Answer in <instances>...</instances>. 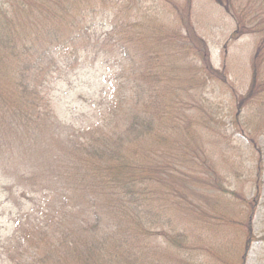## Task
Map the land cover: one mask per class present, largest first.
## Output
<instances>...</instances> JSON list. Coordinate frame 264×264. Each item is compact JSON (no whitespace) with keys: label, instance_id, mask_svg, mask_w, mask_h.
<instances>
[{"label":"trees","instance_id":"1","mask_svg":"<svg viewBox=\"0 0 264 264\" xmlns=\"http://www.w3.org/2000/svg\"><path fill=\"white\" fill-rule=\"evenodd\" d=\"M57 1L63 4V0L0 3V188L18 207L13 233L2 245V257L7 264H123L115 259L118 250L129 244L122 254L131 258L130 249L147 233V215L151 225H157L160 216L154 204L160 187H151L150 180L159 182L154 175L158 172L163 176L166 166L154 164L147 172L146 162L142 165L137 159L141 151H146L143 148L147 144L143 143L148 136L153 142L150 147L157 140L171 146L170 150L174 148L170 137L178 129L177 116L173 104L162 98L169 93L165 86L142 88L151 84L147 77L155 67L147 35L139 33L131 38L122 28L123 33L101 45L97 15H88L85 24L77 26L80 22L72 4L71 11L63 7L64 15L60 11L59 17L53 11L52 22L42 28L41 35L34 34L38 21L46 26L49 6ZM216 1L228 12L236 3ZM186 2L193 4V0ZM36 8L41 9L40 20ZM63 18L70 27L68 33L58 29ZM252 32L238 20L233 38ZM186 38L194 52L208 51L194 29L188 28ZM263 41L261 36L254 61ZM131 49H135L133 54ZM94 55L114 61L116 82L109 81L104 87L97 119L80 128L62 122L52 97L48 99L45 94L69 69L94 61ZM135 60L141 64L137 72L129 65ZM204 67L211 74H220L207 58ZM154 77L151 82L159 84V74ZM263 101V73L253 65L247 91L235 100L236 118L243 108L244 113L254 106L259 109ZM173 127L175 132L171 131ZM181 128L183 137L194 136L182 124ZM170 150L153 152V158H167ZM175 158L169 156V160ZM171 175L168 173L167 179ZM171 182L168 190L178 198L175 204L179 206L185 200L181 196L188 198L192 191L186 186L187 192L182 194L174 188L177 178H171ZM202 215L207 213L198 217L189 210L176 219L199 222ZM172 216L165 222L172 223ZM250 242L249 234L246 249ZM245 261L246 256L242 264Z\"/></svg>","mask_w":264,"mask_h":264},{"label":"rangeland","instance_id":"2","mask_svg":"<svg viewBox=\"0 0 264 264\" xmlns=\"http://www.w3.org/2000/svg\"><path fill=\"white\" fill-rule=\"evenodd\" d=\"M234 1L229 13L216 0H193L192 6L186 0H63V4L57 1L49 6L46 26L38 21L35 27L34 34L41 35L42 28L52 22L53 11L59 17L60 11L64 15V8L69 13L72 4L80 22L77 26H83L88 15H97L101 45L123 33L122 28L131 38L139 33L147 35L152 44L155 67L151 66L147 77L151 84L142 88L162 85L168 89L167 97L162 98L173 104L178 129L170 137L175 143L171 150L157 140L150 147V136L143 143L147 144L143 148L146 151H141L137 160L142 165L146 162L147 172L154 164L166 166L163 176L158 172L154 175L159 182L150 180L151 187H160L154 203L160 216L157 225H151L147 215V233L130 249L131 258L122 254L129 244L118 250L115 259L123 264H242L245 256L244 264H264V101L259 109L254 106L244 113L243 108L238 119L235 113L236 97L247 91L253 65L264 78V41L254 61L258 38L264 36V0ZM40 12L36 8L38 20ZM238 20L254 32L233 38ZM69 28L66 19H59L58 29L68 33ZM188 28L207 44V52H194L188 46ZM134 52L131 49V54ZM205 58L220 74L206 72ZM129 65L136 72L141 66L138 60ZM72 70L53 83L45 97H52L62 122L85 128L97 119L103 89L109 81L116 82L113 73L117 67L111 58L94 55V61L90 59ZM154 71V76L159 74V84L151 82L157 77L149 79ZM181 124L194 136L183 137ZM158 150H170L169 156L178 159H154L153 152ZM168 173L177 178L174 188L182 194L187 192L186 186L192 191L188 198L181 196L185 200L179 206L175 204L178 198L168 190L172 183ZM17 210L8 192L0 188V264H7L2 245L13 233ZM189 210L196 216H207H200L199 222L176 219ZM171 216L173 222H165ZM249 234L251 242L246 249Z\"/></svg>","mask_w":264,"mask_h":264}]
</instances>
